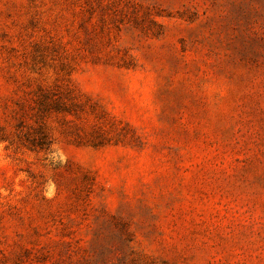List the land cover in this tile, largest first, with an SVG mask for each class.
<instances>
[{"label": "rangeland", "instance_id": "1", "mask_svg": "<svg viewBox=\"0 0 264 264\" xmlns=\"http://www.w3.org/2000/svg\"><path fill=\"white\" fill-rule=\"evenodd\" d=\"M0 264H264V0H0Z\"/></svg>", "mask_w": 264, "mask_h": 264}]
</instances>
